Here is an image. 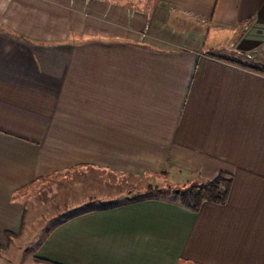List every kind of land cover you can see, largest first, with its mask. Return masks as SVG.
<instances>
[{"label":"crops","instance_id":"1","mask_svg":"<svg viewBox=\"0 0 264 264\" xmlns=\"http://www.w3.org/2000/svg\"><path fill=\"white\" fill-rule=\"evenodd\" d=\"M74 167L231 183L24 238L25 196ZM19 260L264 264V0H0V264Z\"/></svg>","mask_w":264,"mask_h":264},{"label":"rangeland","instance_id":"2","mask_svg":"<svg viewBox=\"0 0 264 264\" xmlns=\"http://www.w3.org/2000/svg\"><path fill=\"white\" fill-rule=\"evenodd\" d=\"M176 178L166 173L160 176L134 175L94 167L61 170L40 180L31 190L30 196H25L31 203H26L23 237L32 236L30 234L33 231L39 230L31 239L32 243H36L44 234L43 231L62 217L147 196L149 187H159L169 192L173 188L185 190L197 183L181 179L176 182ZM169 193L166 195L176 194ZM28 255L25 250L23 256ZM19 264L28 263L19 260Z\"/></svg>","mask_w":264,"mask_h":264},{"label":"trees","instance_id":"3","mask_svg":"<svg viewBox=\"0 0 264 264\" xmlns=\"http://www.w3.org/2000/svg\"><path fill=\"white\" fill-rule=\"evenodd\" d=\"M230 183L231 179L226 174L220 173L213 179L207 180L205 182L194 183L189 188L185 190L182 189L180 193L172 194L171 196L174 201H178L187 208L196 211L204 201H212L221 204L224 203L229 193ZM169 192L173 193L172 190H169ZM169 192L159 187H149L146 193L147 196L141 198L159 197L168 194ZM141 198L127 199L125 202L111 204L106 207H113L116 205L129 203Z\"/></svg>","mask_w":264,"mask_h":264},{"label":"water","instance_id":"4","mask_svg":"<svg viewBox=\"0 0 264 264\" xmlns=\"http://www.w3.org/2000/svg\"><path fill=\"white\" fill-rule=\"evenodd\" d=\"M172 192L173 193H180L181 189L180 188H173Z\"/></svg>","mask_w":264,"mask_h":264}]
</instances>
